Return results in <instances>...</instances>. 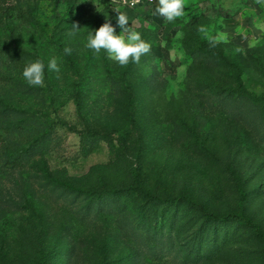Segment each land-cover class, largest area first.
Returning <instances> with one entry per match:
<instances>
[{"label": "rangeland", "instance_id": "obj_1", "mask_svg": "<svg viewBox=\"0 0 264 264\" xmlns=\"http://www.w3.org/2000/svg\"><path fill=\"white\" fill-rule=\"evenodd\" d=\"M157 5L1 0L0 264H264L248 223L264 233V118L239 95L264 94V2L185 0L173 23ZM116 8L150 45L138 64L84 46L109 19L120 34ZM37 59L44 86L30 87L22 73ZM135 168L153 193L198 204L95 198L130 187Z\"/></svg>", "mask_w": 264, "mask_h": 264}, {"label": "clouds", "instance_id": "obj_2", "mask_svg": "<svg viewBox=\"0 0 264 264\" xmlns=\"http://www.w3.org/2000/svg\"><path fill=\"white\" fill-rule=\"evenodd\" d=\"M114 2V0H113ZM264 0H257V3ZM185 0H158L153 15H159L166 23H173L184 15ZM117 13V26L122 30L119 35L116 33V27L111 20H107L99 28L88 33L85 48L95 54L104 51L107 57L116 62L121 67H126L130 63H139L142 56L150 51V45L142 38L134 24L129 27V20L125 13L118 8L114 9ZM81 29L78 23L72 25V34ZM203 32L205 29L200 28ZM65 55H71L70 47L64 48ZM49 71L60 72L58 58L52 57L47 65ZM23 78L30 87H43L45 78V65L40 59L29 63L23 69Z\"/></svg>", "mask_w": 264, "mask_h": 264}, {"label": "trees", "instance_id": "obj_3", "mask_svg": "<svg viewBox=\"0 0 264 264\" xmlns=\"http://www.w3.org/2000/svg\"><path fill=\"white\" fill-rule=\"evenodd\" d=\"M1 2V0H0ZM218 85V84H217ZM232 85H229V87H224V86H220L218 85V89H216V91H213L215 94L218 93H227L228 91H236V89H238L239 87H233ZM241 90V89H240ZM244 95H242L239 92L240 96L246 97L249 100L255 101L256 104H258L261 107V113H262V117L264 118V94L261 96H257L255 94H251L249 91H243ZM228 96V95H227ZM97 132V131H96ZM34 146H28L25 149H22L19 153L18 158L20 159V161L25 159H30L32 158L36 153L34 151ZM39 151L40 149L37 148ZM138 169H133V175H132V179H131V184L130 187L127 188H119V187H114V188H110L108 190H103L100 192V195L95 197V198H99V197H103L105 195H111L113 197H119L121 195L123 196H138L144 199L145 202H147V205L150 207H164V206H179V205H188V206H196L198 204V202L196 200H194L189 194H179V195H160V194H156L153 193L150 189L145 188L144 185L140 182L139 179V175L138 173H136ZM46 175L52 180L53 177L49 174V172L47 170H45ZM55 184H57L58 186L64 187V188H68V189H74L75 191H80L82 193V191L80 189H77L75 187H73L71 184L69 183H65V182H61L57 179H53ZM155 219H157L158 217L153 214ZM209 217L214 218L215 220L219 219L222 221H230L232 218H238L239 220L243 219L241 215L236 214V213H231V214H223L221 216H216L213 213L208 214ZM157 217V218H156ZM244 220V219H243ZM248 223H250V225L252 226V228L257 231L259 234H261L262 236H264V233L262 231L259 230V225L254 222V221H248ZM46 256V254L43 252L41 253V257L44 258Z\"/></svg>", "mask_w": 264, "mask_h": 264}, {"label": "built area", "instance_id": "obj_4", "mask_svg": "<svg viewBox=\"0 0 264 264\" xmlns=\"http://www.w3.org/2000/svg\"><path fill=\"white\" fill-rule=\"evenodd\" d=\"M124 5L135 8L142 5H153L157 0H120Z\"/></svg>", "mask_w": 264, "mask_h": 264}]
</instances>
